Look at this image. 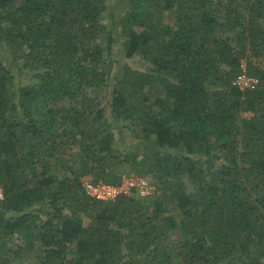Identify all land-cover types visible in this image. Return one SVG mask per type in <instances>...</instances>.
Here are the masks:
<instances>
[{"label": "trees", "instance_id": "obj_1", "mask_svg": "<svg viewBox=\"0 0 264 264\" xmlns=\"http://www.w3.org/2000/svg\"><path fill=\"white\" fill-rule=\"evenodd\" d=\"M0 189V264H264V0H0Z\"/></svg>", "mask_w": 264, "mask_h": 264}, {"label": "built area", "instance_id": "obj_2", "mask_svg": "<svg viewBox=\"0 0 264 264\" xmlns=\"http://www.w3.org/2000/svg\"><path fill=\"white\" fill-rule=\"evenodd\" d=\"M254 79L248 78L245 74L239 76L234 85H237L241 90L249 87L248 84L252 83ZM256 82V81H255ZM85 191L88 196L95 198L98 201L108 203L117 199L118 196L131 195V190L136 189L137 193L141 196L150 195V185L143 179L126 177L123 179V182L120 186H112L107 185L102 182H98L97 184H92L91 182L83 183Z\"/></svg>", "mask_w": 264, "mask_h": 264}, {"label": "rangeland", "instance_id": "obj_3", "mask_svg": "<svg viewBox=\"0 0 264 264\" xmlns=\"http://www.w3.org/2000/svg\"><path fill=\"white\" fill-rule=\"evenodd\" d=\"M167 18H168V16L166 15V16H165V21H166V22H167ZM119 33H120V27H118V31L114 32V35H117V34H119ZM102 41H103V40H102ZM121 43H122V40H121V41H118L117 44H116V46H115V52L117 53L116 56H115V58L124 57V51H123V47H122V44H121ZM261 60H262V59H261ZM127 61H128L133 67H135V68L145 69L146 66L148 67V65H147L146 63H144L141 59H139V57H137V56H134V57H132L131 59H129V60H127ZM255 61H256V62L260 61V58L255 59ZM118 67H119V65H116V66L114 67V70H112V71L116 73V70H115V69H116V68L118 69ZM147 67H146V68H147ZM243 67H245V62H244V61H243ZM19 81H20L21 84H25L26 81H27V79L25 78L24 75H20V76H19ZM255 81H256V79H254V81H253L252 83L248 84L249 87H247V88H250V87L253 88L252 85H253L254 83H256ZM245 87H246V86H245ZM245 87H243V89H244ZM106 91H107V89H106ZM84 94H85L86 96H88V99H95V98H96V99H98V100H101V98H102L104 92H103V91H99L98 89H95V90L90 89V90H89V88H87V89L84 91ZM83 103H86V101H84ZM61 104H62V103H60V105H61ZM74 104H76V103H73L72 105L74 106ZM80 104H82V100H81ZM248 115H250V113H247V114H246V116H248ZM244 116H245V114H244ZM117 131H118V129L116 130V134H117ZM121 135H123L124 137H128V136H130L129 134H127V130H126V129H121ZM119 136H120V135H118L117 137H119ZM134 149H137V148L134 147ZM79 153H80V151L78 150L77 147H75V148L72 150L71 155L74 156V157H77V156L79 155ZM60 166H61V165H56V167L54 168V169H55V172H56V176H57L58 178H61V176H63V174H64V172H63V170L61 169ZM121 170L124 171L123 173H125V174H126V172H127V173L130 172V169L127 168V167H122ZM125 174H123V175H125ZM129 177H132V175L129 176ZM124 178H126V177L124 176L123 179H124ZM143 180H145V181L147 182L146 179L143 178ZM148 180H150V178H148ZM90 181H91V180H90L89 177H86V178L83 179V182H84V183H87V182H90ZM154 189H155V184H154V185L151 184V185H150V190H151V191H150V195L154 193ZM191 190H192V187H189V191H191ZM140 196H141V195H140ZM153 196H154V195H153ZM0 200H2V190H1V189H0ZM176 241H177V238L175 237L174 240H171L169 246L172 247V246L176 243ZM12 264H28V263H27L26 260H25V261H19V260L12 259ZM29 264H36V263H35V262H30Z\"/></svg>", "mask_w": 264, "mask_h": 264}]
</instances>
